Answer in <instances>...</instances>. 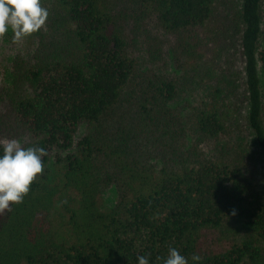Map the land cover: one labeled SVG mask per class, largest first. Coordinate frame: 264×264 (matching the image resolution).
<instances>
[{"label": "trees", "instance_id": "16d2710c", "mask_svg": "<svg viewBox=\"0 0 264 264\" xmlns=\"http://www.w3.org/2000/svg\"><path fill=\"white\" fill-rule=\"evenodd\" d=\"M41 4L34 49L12 59L0 91V140L47 154L0 214V264H163L169 248L188 264H264V188L243 161L264 153V0ZM165 36L178 67L191 61L186 75L168 71ZM51 164L76 194L67 234Z\"/></svg>", "mask_w": 264, "mask_h": 264}, {"label": "clouds", "instance_id": "9594fccd", "mask_svg": "<svg viewBox=\"0 0 264 264\" xmlns=\"http://www.w3.org/2000/svg\"><path fill=\"white\" fill-rule=\"evenodd\" d=\"M48 15L41 0H0V38L11 31L19 43L41 30ZM46 154L43 148H24L16 139L0 140V214L23 202L30 185L43 171L42 157ZM200 259L199 255L192 256L194 264ZM137 264H149V258L139 256ZM163 264H188V260L178 249L169 248Z\"/></svg>", "mask_w": 264, "mask_h": 264}, {"label": "rangeland", "instance_id": "374dc122", "mask_svg": "<svg viewBox=\"0 0 264 264\" xmlns=\"http://www.w3.org/2000/svg\"><path fill=\"white\" fill-rule=\"evenodd\" d=\"M42 2V0H41ZM264 9V6H263ZM210 25L208 24L204 31L206 33V37L210 35ZM237 36V34H236ZM205 37V39H206ZM164 51H165V57L168 61V71L174 73L173 75H186L187 69L189 68V63H191L190 60L182 59L185 61L183 66L180 68L178 67V63L175 61V58L173 56V43L174 38L171 36H165L164 37ZM211 50L209 51L210 55H216L220 62H222V58L218 56L219 52V46L223 45L221 43L218 44H212L209 43ZM35 42L32 37H27L21 42L17 43L15 41L14 35L11 31L5 34L3 38H0V91L1 93H4L8 90V87L11 83V75H10V64L12 59L20 54H29L34 49ZM218 61V62H219ZM236 61L237 63H240L239 58L236 55ZM262 88L264 91V76L262 77ZM184 98H186V95H184ZM86 132V126L83 125L79 129L78 135H81ZM3 140V139H2ZM214 147V145H213ZM245 147L254 149V146L249 147V144H246ZM211 148V147H210ZM255 150V149H254ZM247 154V153H246ZM244 153L242 154L243 158ZM256 156H251L249 153L244 156L243 161L248 166L247 173L251 178L254 180V182L264 188V153H261L257 150ZM50 174L48 182L50 185H54L58 189V193L56 195L55 204H54V216L56 218L55 223L57 226V229L62 234H67L68 230L65 229L64 223L66 222V214L63 210V204L65 202H75L76 200V194L66 187L64 185V179H63V170L59 166H54L53 164L50 165ZM117 195L115 188L113 186H110L105 191H103L99 195V203L103 210L109 209L116 201Z\"/></svg>", "mask_w": 264, "mask_h": 264}]
</instances>
